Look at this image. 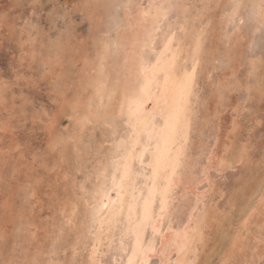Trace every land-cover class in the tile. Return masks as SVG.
Here are the masks:
<instances>
[{
	"label": "rangeland",
	"instance_id": "obj_1",
	"mask_svg": "<svg viewBox=\"0 0 264 264\" xmlns=\"http://www.w3.org/2000/svg\"><path fill=\"white\" fill-rule=\"evenodd\" d=\"M160 1L161 0H158L159 6L161 9L163 8V12H166L168 15L170 12L172 13H170L169 16L164 15L163 19L165 20L162 19L163 22H161L162 20L159 22V28L157 29L158 32L156 30L157 35H155L156 39L154 38L155 40H153L152 43L153 46H145L141 44L142 47H140L138 44L139 47H137L133 44H125L121 47V42L118 40L119 38L117 39L118 32L124 28H128L129 23L134 21L133 17H139L142 10H148L150 8L152 9L153 5H158L156 0H0V264H48L49 262L50 264H90L92 261L90 259L94 254L99 255V257L98 255H95L97 261L96 264H123V262L127 259L128 253L133 245L132 235L126 236L124 239L121 237L124 227L126 226V212H122V214H120L117 219V223L114 224L113 238L109 237L107 226L104 225L105 227H101V223L99 221L101 218L103 219L107 216L109 210V205L107 204L109 202L104 205V200H109V198H111L114 193H117L116 183L118 177L114 178L113 175L116 166L114 165L116 162L113 159L116 160L117 157L122 156L125 146H130L132 139L131 134L133 129L131 128V124L128 123V119L126 117L127 114L123 109L125 108L124 105L127 103L122 105V110L119 109L122 106H120L118 110L115 109V106L117 108L118 105L123 104L120 103V100H122L121 90H124V92L130 97L132 90H127V87L125 86L130 85L128 86V89H132L131 87H134L130 81V66L132 65H128L127 55L133 54L134 56L136 52L137 54H135V57H138L139 55L138 58H140L145 52L146 55H144L145 57L143 56V58L146 59L149 57L147 60H153V58L161 54L165 49V45H162L166 44L165 38L166 40L170 38V40H173L174 44L178 38L182 40L185 39L184 41H186L187 48L191 49L192 47L190 45L193 41L192 39H194V37L197 35L201 36L200 33L202 34L203 32V35L200 37L202 43V54H200L201 58L199 59L201 61L198 60L197 66L199 67H197V70L195 71V80L197 81H195L193 94L191 97V100L194 99L195 101H192V118L190 117L191 128L188 133V148L186 150L187 158H185L188 161L189 157H191V161L189 160L190 162H186V164L183 166L182 171L184 173V177L185 174L187 175L185 178H183L184 183L182 184L184 186L180 185L177 187L179 189H174L173 196L175 200L172 201V205L169 206L170 210H168V212L163 217L161 231H165L168 225L178 227L177 224L181 225L182 222H185L190 206L192 207L196 204L195 199L197 196L195 194H198L202 200L198 202V208L200 210L206 209V207L210 209L211 225L207 228L211 229L209 230L205 228L206 234L204 233V239L198 242L200 244V248H198L197 254L198 252L199 254L202 253V250L203 255L204 252H207V255L213 253L209 259L211 260L210 264H219L220 259L227 251V248H231V234L234 235V230L241 228L240 225H242L246 220L247 215L245 216L243 212L245 207L249 205L251 207H258L252 216L249 217L250 221H248V227H251V236L249 234V237L251 238L247 240L249 245L243 249L244 251L240 250L241 252L239 251L237 253L239 260H237V256H235L233 260H237L236 262H244V257L247 255V253H251V249L249 247L251 243V246L256 244V242L259 244V247L260 245H264L260 240L258 241L254 239L258 232L259 233L257 236H264V232H261L264 230V220H261L264 219V189L262 188L260 190V187H264V180H262L264 179V69H260L264 68V19H262L264 18V12H261L264 10V0H213L215 1L214 3H212V0H205L206 2L203 0H196L197 3L194 2L195 0H162L161 2L163 4L168 2L166 5H163ZM171 2L174 6H172ZM128 3L131 6L127 5ZM208 3L209 7L207 8L206 4ZM257 3H259V7L256 5ZM182 5L183 7L186 5V7L183 8ZM195 5L196 8H194ZM204 5L206 8L203 7ZM210 6L212 8L214 7L213 11L210 9ZM171 7L175 12L172 11ZM137 8L139 10L136 11ZM182 8L186 9L183 10ZM124 9L126 10V14ZM131 9L133 11H131ZM189 10L191 11L188 12ZM187 12L191 15L189 14L186 16ZM224 12L228 13L229 16ZM213 14H216V17ZM180 16L183 17V19L180 18ZM196 16L200 18L203 17L201 19L199 18L201 22L199 19L197 20ZM211 19L213 21H211ZM168 20L172 23L170 24ZM90 21L94 22L91 23ZM126 22L128 24H126ZM179 22L181 24L178 25ZM167 23L169 26H175L173 28L171 26L169 27L166 25ZM214 23H218L217 26ZM219 24L222 25L219 26ZM195 25H197L198 28ZM115 26L117 28H115ZM162 26H165V28H162ZM199 26L203 27L202 30H200L201 32H198L199 29H201ZM207 27L210 29H207ZM181 28L184 29L183 31L185 32H183ZM189 28L191 30H189ZM194 28L197 29L195 30ZM163 29L165 31H163ZM167 29L170 30L168 31ZM212 29L213 32L211 33ZM129 31L134 33V27H129ZM103 34L106 36H103ZM174 34L177 35L175 36ZM231 34H233V37ZM112 35H114L115 38H113L114 36ZM181 35L182 37L180 38L179 36ZM206 35L207 37H205ZM132 36L133 35H131V38H133ZM216 36L219 37V39ZM162 38L163 40L160 41ZM92 39L96 40L94 41ZM175 39L176 41L174 42ZM97 40L99 42H97ZM103 41L104 43H107L109 47L111 46V49L109 48L111 52H115L114 58H109V60H106V69L105 73L103 74V76L106 77H103V79L107 78L106 80H108L109 78L110 83H115L116 79L118 78L117 83H119V87L122 84L120 87V92H117L116 97L114 95L111 100L114 106H108V109L110 110H106L104 115V118L106 117V119L109 117V120L107 119L108 121H106V119L104 121L103 116L96 118L93 115H90V117L88 115L90 114L89 106H93V103L95 104V101L93 100L96 98L94 95V84L92 82L89 83L91 80L90 77H93L92 75L97 69L98 65L96 64L99 63L100 59L98 55V49L99 46L103 44ZM163 41L165 43H163ZM227 41H229V43ZM209 43L211 48L208 45ZM118 47H120V49ZM93 48H95V50ZM206 49H209V51ZM202 50H204L206 54ZM147 51L148 53H146ZM147 54L150 55L148 56ZM233 54L236 57H234ZM257 54L261 55V57ZM183 55L182 58L187 57L186 52H184ZM204 56L208 58L207 62L205 61ZM247 58L251 59L249 60ZM137 61L138 59L136 62ZM224 61L226 63H224ZM256 62L262 63L260 65L257 63L256 65ZM123 63L127 65L125 66ZM206 63H208V66ZM186 64L190 69H192L194 66L192 60H188ZM119 67L123 68L120 69ZM204 69L206 70L204 71ZM256 72L259 73V75H257ZM260 73L263 77L260 76ZM257 79L260 81V83L257 82ZM120 80L123 81L121 82ZM246 80L247 82H245ZM86 83H89L88 85L90 88ZM232 83L236 86H233ZM248 83L249 85H246ZM254 84H257L256 87ZM226 86L229 89H227ZM84 88H86V90ZM253 88L255 89L254 92ZM83 90H88V93H85ZM84 93L87 94L85 95L86 97L84 96ZM77 95H80V98L79 96L77 97ZM127 95L125 96L128 97ZM257 96L261 97L258 98ZM82 97H84L85 100L87 98V100H83L84 98ZM91 99L93 100L90 101ZM151 103L152 100L149 101V105ZM114 115L116 117H114ZM204 116L207 118L205 119ZM204 119L206 121H204ZM97 120H99V122ZM93 122L94 124H92ZM108 124L110 127H112L110 128ZM119 127H121V130ZM198 129L200 130V133ZM113 132L115 133L113 134ZM143 135L144 132L142 133L141 138H143ZM238 135L242 138L238 137ZM58 137L63 138L59 140ZM80 140L84 142L83 145L81 144L82 142H80ZM189 142L194 143L191 145ZM234 142H236L237 146H239H235L236 144ZM238 142L240 144L242 143V146L246 145L245 148H247V152H245L246 155L244 154V159L239 161L240 163L234 162L235 160L233 159V156H235L237 151L236 149H239L241 146ZM196 146L197 148L199 146V149H196ZM227 147L232 148H229L228 150ZM99 148L101 149L99 150ZM64 149L66 151L61 152V150ZM230 151L234 153V155L231 154ZM99 152L101 153L99 154ZM192 157L195 158L193 159ZM248 157L250 158L248 159ZM247 159L248 161L245 163V160ZM227 160H229V163H231L232 160L233 165L232 163L228 164ZM140 161L141 160L139 158H134L133 170L136 173L135 186L137 187V190H142L141 195H143L144 191L148 187L144 176L145 174H148V170L144 169L142 162ZM220 161H222V163ZM194 162L196 164H194ZM100 164L103 165L100 166ZM221 164H223V166ZM228 165L229 167H234L232 169L230 167L229 169ZM99 166L102 170H104L102 171ZM140 166L142 168H140ZM97 167H99L100 170H96ZM187 167L189 168L187 169ZM220 167L223 168L221 169ZM224 167L226 168L224 169ZM191 168H193V170H191ZM89 169H91V171H88ZM94 170H96V174L94 173ZM259 172H261L262 175L261 173L259 174ZM101 173H104V176ZM240 174H242L243 177L242 175L240 176ZM86 175H88V177H86ZM97 175L99 179L96 177ZM82 178H84V180ZM96 178L99 180V184L96 183V181L98 182ZM206 178H210V181ZM238 178L242 180L240 181ZM243 178L245 179V183ZM247 178L250 179L248 180ZM256 178H258L259 181ZM188 180H191V182ZM256 181L263 184H258V186ZM186 182L189 185H187ZM213 182L215 183V186L213 185ZM80 183L83 184L81 185ZM100 184H102V186ZM181 187H183V189ZM217 188L218 190H221L217 192ZM79 189H82L83 192L79 191ZM254 190H256V192H254ZM81 192L84 193L83 197L81 196ZM136 194L139 193L136 191ZM236 195L237 197L241 196L240 198H242V200L237 198ZM182 196H185L184 199ZM186 197L189 201L185 199ZM79 198L83 200V203ZM94 198L97 199L95 200ZM204 199L206 200V203ZM242 202H244V204ZM153 203L152 214L157 218V212L159 211L160 207L159 197L154 199ZM214 203L216 205H214ZM240 206L243 208L240 209ZM93 209L95 210L92 211ZM240 210L241 212H239ZM260 212L263 215H261ZM226 214L228 217H226ZM214 215L216 217H213ZM240 216L241 218L244 217V221L242 220L243 222H240L241 218H238ZM69 218L73 219L69 220ZM143 218H145L143 220L144 245L150 241L149 238L154 237L155 248H160L161 232H156L150 228L151 226L149 217L144 216ZM212 218H215V220ZM234 218L235 220L233 221ZM230 220L231 222H229ZM254 221L258 223H256V227ZM91 223L92 225H90ZM213 224L216 225L214 226ZM252 224L253 226H251ZM213 226L218 228V230ZM257 226L259 228H257ZM220 229L221 232L219 231ZM222 231L224 233H222ZM103 232L104 234H102ZM157 233L159 235H157ZM218 233L223 237L224 240L226 238L225 242L223 241L222 237L218 236ZM215 235L216 237H214ZM229 235L230 237H228ZM89 236L92 238L94 236V238L92 239ZM95 237L98 239H95ZM217 237L218 239L220 237L222 243H220L221 241L217 242ZM207 238L208 240L209 238L212 239V241L210 240L207 242ZM94 240L96 241L95 243ZM118 240L120 241L118 242ZM121 241L127 245L125 251L122 250V248L119 249ZM202 242L207 247L204 246ZM206 242L209 245H207ZM211 242L215 243L217 246L218 244H221V247L224 246V248L222 247L223 250L221 247V249L217 247L218 250L213 248L214 245ZM101 243L104 246H102ZM199 244H197V246ZM201 246L203 247L201 248ZM209 246L212 247L210 248ZM110 249L111 251H108ZM210 249L214 250L212 251ZM216 250L220 253H218ZM214 251L217 253V255L214 253ZM221 251L224 253H221ZM93 252L95 253L93 254ZM199 254V258L195 264H201L200 262L205 263L206 260H208V258H206L207 255H204L206 257H203L202 254ZM113 258L116 261H112ZM240 258H243V260L241 261ZM260 263L264 264V258ZM149 264H160L159 256H153Z\"/></svg>",
	"mask_w": 264,
	"mask_h": 264
},
{
	"label": "bare ground",
	"instance_id": "obj_2",
	"mask_svg": "<svg viewBox=\"0 0 264 264\" xmlns=\"http://www.w3.org/2000/svg\"><path fill=\"white\" fill-rule=\"evenodd\" d=\"M126 1V0H125ZM128 1V0H127ZM162 1V0H161ZM160 1V2H161ZM166 1V0H165ZM172 1V0H171ZM176 1V0H175ZM186 1V0H185ZM203 1H205V0H203ZM213 1V0H212ZM216 1V0H215ZM215 1H213L212 3H214ZM221 1V0H220ZM219 1V2H220ZM242 1V0H241ZM252 1V0H251ZM132 2V1H131ZM156 2H158V0H156ZM155 2V3H156ZM164 2V1H163ZM190 2V1H189ZM191 2H193V1H191ZM194 2H196L197 3V1L195 0ZM206 2V1H205ZM211 2V1H210ZM209 2V3H210ZM250 2V1H249ZM162 3V2H161ZM160 3V4H161ZM195 3V4H196ZM209 3L208 4H206L207 6V8L209 7L208 5H209ZM241 3V2H240ZM256 3V2H255ZM148 4V3H147ZM151 4V3H150ZM158 5H153V8L151 9L150 7H148V8H150V9H148V10H142L141 12H140V16L139 17H137V18H135V17H133V19H134V21H129V22H131V23H129V26H128V28H124V29H122L121 31H119L118 32V36H117V39L121 42V47L122 46H124L125 44H127V45H129V44H133V45H135V46H137V47H142L141 46V44H143V45H145V46H151L152 45V43H153V40H155L156 39V37H155V35H157L156 34V30L159 28V22L163 19V16L165 15V16H169L170 15V13H172V12H168L169 13V15L168 14H166V12H163L164 10H162L161 8H160V6H159V2L157 3ZM163 4V3H162ZM166 4H168V2L167 3H165V4H163V5H166ZM171 4H172V2H171ZM176 4V3H175ZM189 4V3H188ZM191 4H193V3H191ZM259 3H257L256 5H258ZM264 4V3H263ZM127 5H129V6H131L129 3L127 4ZM127 5H126V7H127ZM146 5V4H145ZM211 5V4H210ZM214 5H216V4H214ZM235 5V4H234ZM238 5V4H237ZM147 6V5H146ZM172 6H174L173 4H172ZM180 6V5H179ZM188 6V5H187ZM191 6V5H190ZM193 6V5H192ZM138 7V6H137ZM162 7V6H161ZM182 7H183V5H182ZM184 7H186V5L184 6ZM183 7V8H184ZM203 7H205V5L203 6ZM205 7V8H206ZM211 7V6H210ZM257 7V6H256ZM258 7H259V5H258ZM167 8H169V7H167ZM176 8H177V6H176ZM182 8V9H183ZM191 8V7H190ZM193 8V7H192ZM194 8H196V5H195V7ZM193 8V9H194ZM202 8V7H201ZM200 8V9H201ZM205 8H204V11H205ZM214 8V7H213ZM213 8L211 7L210 9L213 11ZM260 8H262V7H260ZM130 9V8H129ZM128 9V10H129ZM144 9V8H143ZM171 9H172V11H174V9L171 7ZM179 9V8H178ZM181 9V8H180ZM186 9V8H185ZM185 9H183V10H185ZM125 10V9H124ZM127 10V11H128ZM137 10H139L138 8L136 9V11ZM202 10V9H201ZM261 10V9H260ZM263 10V9H262ZM131 11H133L132 9H131ZM136 11H134V12H136ZM167 11V10H166ZM182 11V10H181ZM191 10H189L188 12H190ZM207 11V10H206ZM86 12V11H85ZM175 12V11H174ZM177 12V11H176ZM188 12H187V15L186 16H188L189 14H188ZM198 12V11H197ZM201 12V11H200ZM223 12V11H222ZM259 12V11H258ZM262 13L264 12V10L263 11H261ZM260 12V13H261ZM123 13V12H122ZM165 13V14H164ZM207 13V12H206ZM224 13H226V12H224ZM223 13V14H224ZM124 14V13H123ZM125 14H126V10H125ZM128 14V13H127ZM131 14V13H130ZM178 14V13H177ZM136 15V14H135ZM179 15V14H178ZM177 15V16H178ZM191 15V14H190ZM202 15H203V13H202ZM202 15H200V16H202ZM211 15H212V13H211ZM214 15V14H213ZM216 15V14H215ZM214 15V16H215ZM226 15H228V13H226ZM127 16V15H126ZM197 16H198V14H197ZM196 16V17H197ZM204 16V15H203ZM229 16V15H228ZM261 16V15H260ZM263 16V15H262ZM124 17V16H123ZM176 17V16H175ZM208 17V16H207ZM206 17V18H207ZM216 17V16H215ZM259 17V16H258ZM99 18V17H98ZM166 18V17H165ZM180 18H182L183 19V17H181L180 16ZM200 17H197V20L199 19ZM201 18H203V17H201ZM200 18V19H201ZM209 18V17H208ZM220 18V17H219ZM222 18V17H221ZM227 18V17H226ZM237 18V17H236ZM168 19V18H167ZM174 19H176V18H174ZM200 19H199V21H200ZM213 19V18H212ZM211 19V21H213ZM229 19H230V17H229ZM228 19V20H229ZM260 19V18H259ZM262 19H264V18H262ZM93 20V19H92ZM163 20H165V19H163ZM163 20L161 21V22H163ZM171 20H173V19H171ZM189 20V19H188ZM204 20V19H203ZM224 20V19H223ZM227 20V21H228ZM126 21V20H125ZM175 21H177V20H175ZM195 21V20H194ZM198 21V22H199ZM91 23L92 22H94V21H90ZM168 22H169V20H168ZM184 22V21H183ZM201 22V21H200ZM200 22H199V24H200ZM204 22V21H203ZM202 22V23H203ZM210 22V21H209ZM217 22V21H216ZM170 24L172 23V22H169ZM188 23V22H187ZM194 23V22H193ZM197 23V22H196ZM224 23H225V21H224ZM223 23V24H224ZM126 24H128L127 22H126ZM175 24V23H174ZM179 24H181L180 22L178 23V25ZM198 24V25H199ZM210 24V23H209ZM215 24V23H214ZM218 24V23H217ZM217 24H215L216 26H217ZM226 24V23H225ZM224 24V25H225ZM235 24V23H234ZM264 24V23H263ZM163 25V24H162ZM166 25H168L169 26V24L167 23ZM184 25H187V24H184ZM222 25V24H221ZM220 24H219V26H221ZM92 26V25H91ZM117 26V25H116ZM115 26V28H117ZM119 26V25H118ZM171 26V25H170ZM169 26V27H170ZM175 26V25H174ZM174 26H171L172 28L174 27ZM192 26H193V24H192ZM195 26H197V25H195ZM205 26V25H204ZM206 26H207V24H206ZM205 26V27H206ZM213 26V25H212ZM96 27V26H95ZM129 27L131 28V27H134V29H135V32L134 33H131L130 31H129ZM167 27V26H166ZM181 27H182V25H181ZM184 27V26H183ZM194 27V26H193ZM201 29H199V31L198 32H201L200 30H202V28L203 27H201V26H199ZM209 27V26H208ZM207 27V29H210V28H208ZM214 27V26H213ZM227 27V26H226ZM121 28V27H120ZM162 28H165V26L163 27L162 26ZM197 28H198V26H197ZM196 28V29H197ZM219 28V27H218ZM236 28V27H235ZM171 29V28H170ZM169 29V30H170ZM186 29V28H185ZM195 29V28H194ZM195 29V30H196ZM205 29V28H204ZM234 29V28H233ZM251 29V28H250ZM93 30V29H92ZM168 30V29H167ZM168 30V31H169ZM181 30L183 31L184 29H182L181 28ZM189 30H191L190 28H189ZM206 30V29H205ZM215 30V29H214ZM217 30V29H216ZM105 31V30H104ZM108 31V30H107ZM106 31V32H107ZM163 31H165L164 29H163ZM167 31V32H168ZM173 31V30H172ZM177 31H178V28H177ZM180 31V30H179ZM186 31H187V29H186ZM193 31V30H192ZM204 31V30H203ZM202 31V32H203ZM218 31H219V29H218ZM254 31V30H253ZM95 32V31H94ZM109 32V31H108ZM107 32V33H108ZM116 32V31H115ZM157 32H158V30H157ZM159 32H160V30H159ZM183 32H185V31H183ZM188 32V31H187ZM186 32V33H187ZM197 32V31H196ZM207 32H208V30H207ZM213 32V29H212V31H211V33ZM230 32H232V31H230ZM243 32V31H242ZM255 32V31H254ZM97 33V32H96ZM172 33V32H171ZM175 33H177V32H175ZM180 33H181V31H180ZM180 33H179V35H180ZM189 33H190V31H189ZM192 33V32H191ZM204 33V32H203ZM203 33L201 34L200 33V35L202 36L203 35ZM206 33V32H205ZM240 33V32H239ZM92 34H93V32H92ZM92 34H91V36H92ZM116 34V33H115ZM161 34V33H160ZM163 34V33H162ZM165 34V33H164ZM167 34V33H166ZM188 34V33H187ZM207 34V33H206ZM210 34V33H209ZM208 34V35H209ZM216 34V33H215ZM218 34V33H217ZM102 35V34H101ZM105 34H103V36H104ZM131 35H133L132 37L133 38H131ZM171 35V34H170ZM175 36L177 35V34H174ZM189 35V34H188ZM188 35H187V37H188ZM242 35V34H241ZM95 36V35H94ZM106 36V35H105ZM112 36H114V35H112ZM165 36H167V35H165ZM186 36V35H185ZM190 36V35H189ZM192 36V35H191ZM194 36V35H193ZM201 36H199V35H197L196 37H194V39H192L193 41H192V43H191V49H189V48H187V45H186V41H184L185 39H177V41H176V39L174 40V42H175V44L173 43V40H170V38H168L167 40H166V38H165V41H166V44H162V45H165V49L162 51V53L161 54H159V55H157L155 58H153V60H147V58H149V57H147L146 59H144L143 58V56L144 55H146L145 54V52H144V55L142 56V57H140V58H138L139 57V55H138V57H135L136 55L135 54H137L136 52H135V54H134V56H133V54H130V55H127V57H128V60H127V63H128V65H132V66H130V68H131V70H130V72H131V78H130V81L132 82V86L134 85V87H131L132 89H128V86H130V85H128V86H125V85H127V84H125L124 86L125 87H127V90H132V93H131V95H130V97H129V95H127L125 92H124V90L122 91L121 90V94H122V100H120V103H123V104H120V105H118L117 106V108H116V106H115V109H117L118 110V108L120 107V106H122V105H124V103H127V104H125L124 106H125V108H123V106L121 107V108H119V109H121L122 110V108L125 110V112H126V117H127V119H128V123H130L131 124V128L133 129V132H132V139H131V142H130V146H128V147H126L125 146V148H124V152H123V154H122V156L121 157H117V159L115 160V159H113L115 162H116V164H114V165H116L115 166V172H114V178L115 177H118V179H117V193H114V195L113 196H111V198H109V200H104V205L107 203V202H109V203H107L108 205H109V210H108V214H107V216L105 217V218H101L100 219V226L102 227V226H104V225H106L107 226V230H108V235H109V237H111V238H113V233H114V224H116L117 223V219H118V217L120 216V214H122V212H126V218L125 219H127V221H126V226L124 227V231H123V233H122V235H121V237L124 239V237H126V236H131L132 235V243H133V245H132V247H131V249H130V251H129V253H128V256H127V259L123 262V264H149L150 263V260H151V258L153 257V256H155V255H158L159 256V258H160V264H195V262L198 260V258H199V256H198V254H199V252H198V254H197V251H198V248H200V244L198 243V242H200L201 240H203L204 239V233H205V228H207L208 226L210 227V225H211V212H210V209L209 208H207L206 207V209H203V210H200L199 208H198V202L201 200V198L199 197V195L198 194H195L196 196H194V197H196V199H195V201H196V204L194 205V206H190V208H189V211H188V213H187V219H186V221L185 222H182V220H181V222H182V224L181 225H179V224H177L178 225V227H174V226H172V225H168L167 226V228H166V230L165 231H161V225H162V223H163V217H164V215L168 212V210H170L169 209V206L170 205H172V201L173 200H175L174 199V196H173V193H174V189L175 188H177V187H179L180 185H182V186H184L182 183H184L183 182V178H185L187 175L185 174V177H184V173H183V166H184V164H186V162H188L189 160H190V158L191 157H189V160L187 161L185 158H187V152H186V150H187V148H188V139H189V135H188V133H189V130H190V128H191V119H190V117L192 118V116H191V113H192V107H193V105H192V101L194 100H191V97H192V94H193V89H194V84H195V81H197V80H195V71L197 70L196 68L197 67H199V66H197V64H198V60H200L199 58H201V55L200 54H202L201 53V47H202V43H201ZM222 36V35H221ZM220 36V37H221ZM229 36H230V34H229ZM231 36L233 37V34H231ZM236 36V35H235ZM238 36V35H237ZM252 36H253V32H252ZM93 37V36H92ZM97 37V36H96ZM109 37V36H108ZM168 37H170V36H168ZM180 38L182 37V35L181 36H179ZM205 37H207V35L205 36ZM217 37V36H216ZM231 37V38H232ZM98 38H99V36H98ZM101 38V37H100ZM113 38H115V36L113 37ZM155 38V39H154ZM164 38V37H163ZM163 38L160 40V41H162L163 40ZM175 38V37H174ZM173 38V39H174ZM190 38V37H189ZM193 38V37H192ZM204 38V37H203ZM209 38V37H208ZM207 38V39H208ZM214 38V37H213ZM218 39H219V37H217ZM229 38V37H228ZM243 38H244V36H243ZM254 38V37H253ZM252 38V39H253ZM101 39H103V38H101ZM104 39H105V37H104ZM172 39V38H171ZM186 39H188V38H186ZM191 39V38H190ZM189 39V40H190ZM215 39V38H214ZM237 39H239V38H237ZM242 39V38H241ZM250 39V38H249ZM251 39V40H252ZM92 40H94V39H92ZM96 40V39H95ZM94 40V41H95ZM107 40H109V39H107ZM113 40V39H112ZM111 40V41H112ZM115 40V39H114ZM205 40V39H204ZM226 40V39H225ZM233 40V39H232ZM240 40V39H239ZM188 41V40H187ZM219 41V40H218ZM220 41H222V40H220ZM230 41H231V39H230ZM236 41V40H235ZM243 41V40H242ZM97 42H99L98 40H97ZM115 42H116V40H115ZM118 42V41H117ZM209 42H211V41H209ZM225 42V41H224ZM228 43H229V41H227ZM232 42V41H231ZM240 42V41H239ZM248 42V41H247ZM103 43V44H102ZM101 44L102 45H100L99 46V49H98V55H99V57H100V59H99V63L98 64H96V65H98L97 66V69H96V71L94 72V74L92 75L93 77H90L91 78V80H90V82L89 83H93L94 85V91H95V93H94V95L96 96V98L94 97V95H93V97L95 98L94 100L93 99H91L90 101H95V104L93 103V106H89V110H90V114H88L89 115V117H90V115L92 116H94V117H99V116H103V120L105 121V119H106V117L104 118V115H105V113H106V110H110V109H108V106H111V105H113L112 104V98L114 97V95H115V97H116V93L117 92H120V87L122 86V84L120 85V87H119V83H117L118 81V78L116 79V82L115 83H110V81H109V78H108V80H106L107 78H105V79H103V77H106V76H103V74L105 73V69H106V60H109V58L111 59V58H114V54H115V52H111V46L109 47V45L107 44V43H104V41L102 42ZM114 43V42H113ZM163 43H165L164 41H163ZM218 43V42H217ZM235 43V42H234ZM237 43H238V40H237ZM242 43V42H241ZM249 43V42H248ZM99 44V43H98ZM116 44V43H115ZM138 44H139V46H138ZM157 44V43H156ZM188 44V43H187ZM226 44V43H225ZM233 44V43H232ZM236 44V43H235ZM250 44H252V43H250ZM92 45H93V43H92ZM158 45V44H157ZM156 45V46H157ZM209 46H210V43L208 44ZM224 45V44H223ZM95 46H96V44H95ZM114 46V45H113ZM153 46V45H152ZM218 46V45H217ZM225 46V45H224ZM233 46V45H232ZM235 46V45H234ZM97 47V46H96ZM130 47V46H129ZM221 47H223V46H221ZM230 47H231V45H230ZM91 48H92V46H91ZM110 48V49H109ZM119 49H120V47H118ZM131 48V47H130ZM136 48V47H135ZM208 48V47H207ZM210 48H211V46H210ZM220 48V47H219ZM226 48V47H225ZM234 48H236V47H234ZM234 48H233V50H234ZM242 48V47H241ZM247 48V47H246ZM60 49H62V48H60ZM90 49V48H89ZM94 50H95V48H93ZM160 49H162V48H160ZM214 49V48H213ZM248 49V48H247ZM116 50H117V47H116ZM148 50V49H147ZM207 50V49H206ZM227 50V49H226ZM237 50H239V49H237ZM250 50V49H249ZM137 51V50H136ZM149 51V50H148ZM148 51L146 52V53H148ZM188 51V52H187ZM203 52H204V50H202ZM207 51H209V49L207 50ZM223 51V50H222ZM232 51V50H231ZM89 52V51H88ZM159 52V51H158ZM184 52H186L187 53V57H183L182 58V55L184 54ZM212 52H213V50H212ZM216 52V51H215ZM226 52V51H225ZM228 52V51H227ZM234 52V51H233ZM247 52V51H246ZM116 53H117V51H116ZM152 53V52H151ZM160 53V52H159ZM205 53V52H204ZM224 53V52H223ZM157 54V53H156ZM206 54V53H205ZM204 54V55H205ZM222 54V53H221ZM226 54V53H225ZM96 55H97V53H96ZM141 55V54H140ZM148 56L150 55V54H147ZM209 55H210V53H209ZM258 56H260L261 57V55H259V54H257ZM155 56V55H154ZM184 56V55H183ZM203 56V55H202ZM211 56V55H210ZM221 56V55H220ZM226 56V55H225ZM233 56L234 57H236L234 54H233ZM125 57V56H124ZM145 57V56H144ZM207 57H208V55H207ZM234 57H233V60H234ZM246 57V56H245ZM250 57V56H249ZM259 57V58H260ZM263 57V56H262ZM87 58V57H86ZM150 58H151V56H150ZM185 58H186V61H185ZM203 58V57H202ZM204 58H205V61L207 62V59L208 58H206L205 56H204ZM230 58H232V57H230ZM252 58V57H251ZM250 58V59H251ZM264 58V57H263ZM94 59H95V57H94ZM138 59V61L136 62V60ZM240 59V58H239ZM241 59H242V57H241ZM246 59V58H245ZM247 59H249V58H247ZM249 59V60H250ZM89 60H91V59H89ZM98 60V59H97ZM122 60V59H121ZM126 60V59H125ZM184 60V61H183ZM190 61V60H192L193 61V63H194V66L192 67V69H190L188 66H187V64H186V62L187 61ZM203 60V59H202ZM264 60V59H263ZM84 61V60H83ZM92 61V60H91ZM96 61V60H95ZM201 61V60H200ZM205 61H204V63H205ZM261 61V60H260ZM112 62H113V60H112ZM203 62V61H202ZM201 62V63H202ZM255 62V61H254ZM263 62V61H262ZM262 62H256V65H257V63H258V65H260ZM84 63H85V61H84ZM91 63V62H90ZM115 63V62H114ZM122 63V62H121ZM188 63H190V62H188ZM200 63V62H199ZM209 63V62H208ZM208 63H206V65L208 64ZM224 63H226L225 61H224ZM231 63V62H230ZM229 63V64H230ZM233 63H235V62H233ZM110 64V63H109ZM116 64V63H115ZM124 64V63H123ZM249 64V63H248ZM252 64V63H251ZM111 65V64H110ZM125 65V64H124ZM127 65V64H126ZM125 65V66H126ZM191 65V64H190ZM189 65V66H190ZM202 65V64H201ZM209 65H210V63H209ZM215 65V64H214ZM109 66V65H108ZM120 66V65H119ZM121 66H122V64H121ZM120 66V67H121ZM208 66V65H207ZM206 66V67H207ZM216 66V65H215ZM253 66V65H252ZM119 67V68H120ZM204 67H205V65H204ZM218 67V66H217ZM262 67V66H261ZM96 68V67H95ZM114 68V67H113ZM118 68V69H119ZM123 68V67H122ZM122 68H120V69H122ZM202 68V67H201ZM250 68H251V65H250ZM253 68V67H252ZM210 69V68H209ZM254 69V68H253ZM256 69V68H255ZM259 69V68H258ZM261 70L262 69H264V68H260ZM127 70V69H126ZM125 70V71H126ZM202 70H203V68H202ZM206 69H204V71H205ZM251 70V69H250ZM92 71V70H91ZM121 71V70H120ZM257 71V70H256ZM118 72V71H117ZM122 72V71H121ZM120 72V73H121ZM207 72V71H206ZM211 72V71H210ZM209 72V73H210ZM252 72V71H251ZM250 72V73H251ZM260 72V71H259ZM263 72V71H262ZM92 73H93V71H92ZM91 73V74H92ZM126 73H127V71H126ZM129 73V72H128ZM205 73V72H204ZM257 73V72H256ZM113 74V73H112ZM117 74V73H116ZM255 74V73H254ZM264 74V73H263ZM85 75V74H84ZM109 75V74H108ZM129 75V74H128ZM127 75V76H128ZM249 75V74H248ZM256 75V74H255ZM257 75H259V73H257ZM256 75V76H257ZM88 76V75H87ZM86 76V77H87ZM114 76H115V74H114ZM204 76V75H203ZM251 76H252V74H251ZM260 76H261V73H260ZM109 77V76H108ZM121 77V76H120ZM255 77V76H254ZM261 77H263V76H261ZM115 78H116V76H115ZM114 78V79H115ZM122 78H123V76H122ZM246 78V77H245ZM247 78H248V76H247ZM251 78H253V77H251ZM84 79V78H83ZM121 79V78H120ZM128 79V78H127ZM249 79V78H248ZM264 79V78H263ZM262 79V80H263ZM86 80V79H85ZM126 80V79H125ZM137 80H138V83H137ZM254 80H256V79H254ZM89 81V80H88ZM121 82L123 81V80H120ZM129 81V82H130ZM250 81V80H249ZM87 82V81H86ZM234 82V81H233ZM245 82H247V80L245 81ZM255 82V81H254ZM253 82V83H254ZM257 82L258 83H260V81L257 79ZM88 83V84H89ZM128 83V82H127ZM197 83V82H196ZM250 83H251V81H250ZM252 83V84H253ZM87 84V83H86ZM87 84V85H88ZM131 84V83H130ZM216 84H218V83H216ZM235 84L237 85V83L235 82ZM234 84V85H235ZM239 84V83H238ZM242 84V83H241ZM87 85H86V87H87ZM225 85V84H224ZM232 85H233V83H232ZM233 85V86H234ZM235 85V86H236ZM246 85H249V83L248 84H246ZM251 85V84H250ZM255 85V87H256V85L257 84H254ZM89 86V85H88ZM223 86V85H222ZM243 86V85H242ZM253 86V85H252ZM82 87V86H81ZM197 87V86H196ZM227 87V86H226ZM241 87V86H240ZM246 87V86H245ZM248 87V86H247ZM254 87V88H255ZM89 88H90V86H89ZM198 88V87H197ZM249 88V87H248ZM253 88V92H254V90L256 89H254ZM257 88H258V86H257ZM85 90H86V88H84ZM122 89H123V87H122ZM196 89V88H195ZM218 89V88H217ZM216 89V90H217ZM227 89H229L228 87H227ZM260 89V88H259ZM258 89V90H259ZM85 90H83V91H85ZM90 90V89H89ZM221 90V89H220ZM247 90H250V89H247ZM88 91V90H87ZM87 91H85V93L87 92ZM260 91V90H259ZM259 91H258V93H259ZM92 92V91H91ZM220 92V91H219ZM251 92V91H250ZM256 92V91H255ZM264 92V91H263ZM83 93V92H82ZM84 93V96L85 95H87V94H85ZM88 93V92H87ZM127 93H129V92H127ZM78 94V93H77ZM93 94V93H92ZM222 94H223V90H222ZM80 95H82V94H80ZM80 95H77V97L79 96V98H80ZM89 95V94H88ZM119 95H120V93H119ZM125 95H127L128 97H126ZM225 95V94H224ZM91 96V95H90ZM89 96V97H90ZM222 96V95H221ZM250 96V95H249ZM255 96V95H254ZM76 97V98H77ZM86 97V96H85ZM220 97V96H219ZM258 97V96H257ZM259 97H261V96H259ZM258 97V98H259ZM82 98H84V97H82ZM90 98H92V97H90ZM89 98V99H90ZM105 98H106V100H105ZM223 98V97H222ZM75 99V98H74ZM73 99V100H74ZM88 99V100H89ZM219 99V98H218ZM83 100H85V98L83 99ZM86 100H87V98H86ZM85 100V101H86ZM104 100H105V102H104ZM152 100V103L149 105V101H151ZM77 101V100H76ZM75 101V102H76ZM126 101V102H125ZM195 101V100H194ZM115 102V101H114ZM113 102V103H114ZM118 102V101H117ZM92 103H91V105H92ZM90 105V104H89ZM194 105H195V103H194ZM114 106V105H113ZM91 107V108H90ZM112 107V106H111ZM110 108V107H109ZM197 109V108H196ZM217 109V108H216ZM110 112V111H109ZM112 112V111H111ZM117 112V111H116ZM195 112V111H194ZM193 112V113H194ZM87 113V112H86ZM83 114H84V112H83ZM109 114H111V113H109ZM124 115H125V113H124ZM205 115H207V114H205ZM85 116H87V115H85ZM112 116V115H111ZM195 116H197V115H195ZM88 117V116H87ZM93 117V118H94ZM113 117V116H112ZM114 117H116L115 115H114ZM197 117H199V116H197ZM202 117V116H201ZM109 118V117H108ZM107 118V119H108ZM194 118V117H193ZM204 118H205V116H204ZM207 118V117H206ZM205 118V119H206ZM106 119V121H108ZM116 119V118H115ZM196 119V118H195ZM204 119V121H206ZM211 119V118H210ZM236 119V118H235ZM86 120V119H85ZM84 120V121H85ZM87 120H88V118H87ZM91 120V119H90ZM113 120V119H112ZM201 120V119H200ZM93 121V120H92ZM91 121V122H92ZM98 122H99V120H97ZM110 121H111V118H110ZM197 121V120H196ZM210 121V120H209ZM77 122V121H76ZM211 122V121H210ZM87 123H89V122H87ZM108 123V122H107ZM106 123V124H107ZM78 124H80V123H78ZM82 124V123H81ZM92 124H94V122L92 123ZM119 125V124H118ZM117 125V126H118ZM129 125V124H128ZM202 125V124H201ZM210 125V124H209ZM238 125V124H237ZM96 126V125H95ZM102 126V125H101ZM108 126H109V124H108ZM197 126V125H196ZM235 126H236V124H235ZM85 127V126H84ZM110 127V126H109ZM112 127V126H111ZM110 127V128H111ZM116 127V126H115ZM124 127V126H123ZM73 128V127H72ZM121 127H119V129H120ZM125 128V127H124ZM213 128V127H212ZM81 129V128H80ZM83 129V128H82ZM91 129H93V128H91ZM121 130V129H120ZM199 130V129H198ZM202 130V129H201ZM233 130H234V128H233ZM73 131V130H72ZM113 131V130H112ZM128 131H129V129H128ZM131 131V130H130ZM120 132V131H119ZM144 132V135H143V138H141V135H142V133ZM81 133H82V131H81ZM115 132H113V134H114ZM129 133V132H128ZM192 133V132H191ZM199 133H200V130H199ZM202 133V132H201ZM85 134V133H84ZM83 134V135H84ZM122 134V133H121ZM237 134V133H236ZM62 135V134H61ZM60 135V136H61ZM241 135V134H240ZM125 136V135H124ZM238 137H241V136H239L238 135ZM237 137V138H238ZM244 137V136H243ZM59 138V137H58ZM61 138H63V137H61ZM61 138H59V140L61 139ZM83 138V137H82ZM129 138H130V136H129ZM235 138V137H234ZM242 138V137H241ZM249 138V137H248ZM247 138V139H248ZM108 139V138H107ZM238 139H240V138H238ZM54 140H56V139H54ZM58 140V139H57ZM193 140V139H192ZM191 140V141H192ZM200 140V139H199ZM249 140V139H248ZM231 141V140H230ZM233 141V140H232ZM239 141V140H238ZM250 141V140H249ZM248 141V142H249ZM54 142V141H53ZM52 142V143H53ZM56 142V141H55ZM63 142V141H62ZM72 142V141H71ZM80 142H82L81 140H80ZM79 142V143H80ZM73 143V142H72ZM83 143L84 142H82L81 144L83 145ZM102 143V142H101ZM190 143V142H189ZM194 143V142H193ZM193 143H190L191 145L193 144ZM235 144V146H237V143L236 142H234ZM239 143V142H238ZM244 143H245V141H244ZM56 144H57V142H56ZM80 144V145H81ZM103 144V143H102ZM196 144V143H195ZM199 144V143H198ZM240 144V143H239ZM247 144V143H246ZM55 145V144H54ZM58 145V144H57ZM81 145V146H82ZM231 145H232V143H231ZM230 145V146H231ZM241 146L239 147V149H236L237 151H236V153H235V156H233V159L235 160L234 162H239V161H241L242 159H244V154H245V152H247L246 150H247V148H245V146H242V143L240 144ZM244 145V144H243ZM251 145V144H250ZM86 146V145H85ZM89 146V145H88ZM239 146V145H238ZM237 146V147H238ZM67 147V146H66ZM192 147V146H191ZM236 147V148H237ZM193 148H194V146H193ZM192 148V149H193ZM201 148V147H200ZM228 148V147H227ZM229 148H232V147H229ZM229 148H228V150H229ZM250 148V147H249ZM101 148H99V150H100ZM109 149V148H108ZM195 149V148H194ZM194 149H193V151H194ZM196 149H199V146H198V148H197V146H196ZM231 150V149H230ZM63 151H66L65 149L64 150H61V152H63ZM75 151V150H74ZM82 151V150H81ZM98 151V150H97ZM192 151V152H193ZM200 151V150H199ZM60 152V151H59ZM105 152V151H104ZM191 152V151H190ZM195 152V151H194ZM231 152V151H230ZM65 153V152H64ZM67 153V152H66ZM69 153V152H68ZM101 152H99V154H100ZM103 153V152H102ZM111 153V152H110ZM198 153V152H197ZM251 153V152H250ZM62 154V153H61ZM231 154H233L234 155V153H232L231 152ZM64 155V154H63ZM67 155V154H66ZM69 155H70V153H69ZM112 155H114V154H112ZM226 155V154H225ZM246 155V154H245ZM60 156H62V155H60ZM96 156V155H95ZM108 156V155H107ZM210 156V155H209ZM247 156H248V153H247ZM66 157V156H65ZM71 157H72V155H71ZM94 157V156H93ZM135 157H137V158H139L141 161L140 162H142V165H143V167H144V169L145 170H148V174H145L144 176H145V179H146V184H147V189L144 191V193H143V195H141V193H142V190H137V187L135 186V172H134V170H133V161H134V158ZM223 157V156H222ZM225 157V156H224ZM226 157H227V155H226ZM193 158V157H192ZM195 158V157H194ZM193 158V159H194ZM246 158V157H245ZM250 157H248V159H249ZM65 159V158H64ZM68 159V158H67ZM70 159V158H69ZM95 159H96V157H95ZM248 159L247 160H245V163H246V161H248ZM98 160V159H97ZM186 160V161H185ZM197 160V159H196ZM220 160H221V158H220ZM96 161V160H95ZM191 161V160H190ZM189 161V162H190ZM192 161H195V160H192ZM211 161V160H210ZM223 161V160H222ZM222 161H220L221 163H222ZM197 162V161H196ZM212 162V161H211ZM227 162H228V164H231L232 163V160H231V163H229V160H227ZM98 163H99V161H98ZM193 163V162H192ZM240 163V162H239ZM244 163V162H243ZM188 164V163H187ZM194 164H196L195 162H194ZM103 164H100V166H102ZM105 165V164H104ZM222 166H223V164H221ZM232 165H233V163H232ZM245 165V164H244ZM95 166V165H94ZM99 166V167H100ZM187 166V165H186ZM218 166V165H217ZM236 166V165H235ZM99 167H97V169L96 170H100L101 169V167H100V169H99ZM227 167V166H226ZM226 167H224V169L226 168ZM228 167H229V165H228ZM231 167V169L234 167H232V166H230ZM230 167H229V169H230ZM236 167H238V166H236ZM91 168V167H90ZM103 168V167H102ZM140 168H142L141 166H140ZM185 168V167H184ZM189 167H187V169H188ZM204 168V167H203ZM221 169L223 168V167H220ZM250 168V167H249ZM93 169V168H92ZM143 169V170H144ZM208 169V168H207ZM235 169V168H234ZM253 169V168H252ZM87 170V169H86ZM96 170H94L95 172V174H96ZM102 170V169H101ZM104 170V169H103ZM102 170V171H103ZM142 170V171H143ZM185 170V169H184ZM191 170H193V168H191ZM262 170V169H261ZM88 171H91V169H89ZM101 171V172H102ZM188 171V170H187ZM206 171V170H205ZM250 171V170H249ZM254 171V170H253ZM98 172V171H97ZM144 172H146V171H144ZM143 172V173H144ZM185 172V171H184ZM190 172V171H189ZM193 172V171H192ZM264 172V171H263ZM100 173V172H99ZM186 173V172H185ZM251 173H253V172H251ZM261 172H259V174H260ZM101 174H103V176H104V173H101ZM193 174V173H192ZM91 175V174H90ZM190 175V174H189ZM242 174H240V176H241ZM261 175H262V173H261ZM143 176V175H142ZM190 176H192V175H190ZM195 176H196V174H195ZM250 176V175H249ZM258 176V175H257ZM85 177V176H84ZM86 177H88V175H86ZM98 179H99V177H98V175L96 176ZM112 177V176H111ZM242 177H243V175H242ZM90 178V177H89ZM96 178V179H97ZM103 178V177H102ZM194 178H196V177H194ZM193 178V179H194ZM263 178H264V176H263ZM83 180H84V178H82ZM87 179V178H86ZM97 179V180H98ZM101 179V178H100ZM104 179V178H103ZM207 180H209L210 181V178H206ZM239 179V178H238ZM244 179V178H243ZM248 179V178H247ZM250 179V178H249ZM248 179V180H249ZM252 179V178H251ZM255 179V178H254ZM257 180H258V178H256ZM259 179H260V177H259ZM261 179H262V177H261ZM82 180V181H83ZM111 180H113V179H111ZM196 180V179H195ZM194 180V181H195ZM213 180V179H212ZM240 180V179H239ZM238 180V181H239ZM242 180V179H241ZM240 180V181H241ZM262 180H264V179H262ZM102 181H104V180H102ZM188 181H190L191 182V180H188ZM187 181V182H188ZM244 181V183H245V179L243 180ZM255 181V180H254ZM259 181V180H258ZM258 181H256L257 182V185L259 184V185H262L263 183H258ZM261 181V180H260ZM187 182H186V184H187ZM189 182V183H190ZM196 182V181H195ZM198 182V181H197ZM202 182V181H201ZM247 182V181H246ZM249 182V181H248ZM252 182H253V180H252ZM92 183H93V181H92ZM96 183H100L99 182V180H98V182L96 181ZM109 183V182H108ZM111 183V182H110ZM143 183V182H142ZM199 183V182H198ZM212 183V182H211ZM210 183V184H211ZM214 183V182H213ZM241 183V182H240ZM81 184V183H80ZM83 184V183H82ZM81 184V185H82ZM94 184V183H93ZM102 184H103V182H102ZM102 184H100L101 186H102ZM105 184V183H104ZM115 184V185H116ZM185 184V185H186ZM195 184V183H194ZM197 184V183H196ZM250 184H252V183H250ZM256 184V183H255ZM106 185V184H105ZM187 185H189V184H187ZM192 185V184H191ZM209 185V184H208ZM214 186H215V183L213 184ZM240 185V184H239ZM246 185V184H245ZM256 185V187L258 188V186ZM210 186V185H209ZM212 186V185H211ZM253 186H254V183H253ZM84 187V186H83ZM94 187V186H93ZM92 187V188H93ZM217 187H218V185H217ZM238 187V186H237ZM244 187V186H243ZM249 187H250V185H249ZM255 187V188H256ZM182 189H183V187H181ZM185 188V187H184ZM235 188V187H234ZM241 188V187H240ZM264 189V187H260V190L261 189ZM177 189H179V188H177ZM191 189V188H190ZM243 189V188H242ZM254 189V188H253ZM90 190V189H89ZM95 190H96V188H95ZM189 190V189H188ZM187 190V191H188ZM221 190V189H220ZM220 190H218V188H217V192L218 191H220ZM234 190V189H233ZM236 190V189H235ZM257 190V189H256ZM256 190H254V192H256ZM79 191H82L83 192V190L82 189H79ZM92 191V190H91ZM136 191L139 193V194H136ZM182 191V190H181ZM216 191V190H215ZM81 192V193H82ZM191 192V191H190ZM194 192V191H193ZM199 192V191H198ZM239 192V191H238ZM241 192V191H240ZM249 192V191H248ZM86 193V192H85ZM89 193V192H88ZM95 193V192H94ZM98 193V192H97ZM189 193V192H188ZM187 193V194H188ZM200 193V192H199ZM222 193H223V190H222ZM235 193V192H234ZM233 193V194H234ZM83 194L84 193H82V197H83ZM96 194V193H95ZM100 194V193H99ZM103 194V193H102ZM101 194V195H102ZM113 194V193H112ZM183 194V193H182ZM237 194V193H236ZM241 194V193H240ZM239 194V195H240ZM252 194H253V192H252ZM264 194V193H263ZM97 195V194H96ZM175 195H177V194H175ZM202 195H203V192H202ZM206 195V194H205ZM238 195V194H237ZM237 195H236V197H237ZM242 195V194H241ZM248 195V194H247ZM75 196V195H74ZM95 196V195H94ZM207 196V195H206ZM260 196V195H259ZM85 197V196H84ZM159 197V199H160V207H159V211L157 212L158 213V215H157V218H156V216H154L153 214H152V205L155 203H153V200L154 199H156V198H158ZM183 197V199H184V197L185 196H182ZM181 197V198H182ZM241 197V196H240ZM239 196L237 197V198H239V199H241L242 200V198H240ZM252 197V196H251ZM257 197V196H256ZM260 197H262V196H260ZM259 197V198H260ZM76 198V197H75ZM237 198H236V202H237ZM79 199H81V198H79ZM86 199H87V197H86ZM95 200L97 199V198H94ZM182 199V200H183ZM186 200H187V197L185 198ZM210 199V198H209ZM212 199V198H211ZM261 199V198H260ZM82 200V199H81ZM81 200H80V202H81ZM101 200V199H100ZM191 200V199H190ZM205 200V199H204ZM244 200H245V198H244ZM252 200V199H251ZM257 200H259V199H257ZM68 201V200H67ZM85 201V200H84ZM187 201H189V200H187ZM202 201V200H201ZM217 201V200H216ZM215 201V202H216ZM256 201V200H255ZM261 201V200H260ZM78 202V201H77ZM182 202V201H181ZM259 202V201H258ZM257 202V203H258ZM67 203V202H66ZM82 203H83V200H82ZM159 203V202H158ZM205 203H206V200H205ZM243 204H244V202H242ZM241 203V204H242ZM262 203V202H261ZM75 204V203H74ZM78 204H79V202H78ZM87 204V203H86ZM179 204V203H178ZM184 204H185V201H184ZM188 204V203H187ZM202 204V203H201ZM69 205V204H68ZM76 205V204H75ZM81 205V204H80ZM82 205H84V204H82ZM96 205V204H95ZM102 205V204H101ZM214 205H216L215 203H214ZM254 205V204H253ZM70 206V205H69ZM74 206V205H73ZM103 206V205H102ZM177 206V205H176ZM183 206V205H182ZM71 207V206H70ZM87 207V206H86ZM104 207V206H103ZM106 207V206H105ZM138 207H139V209H138ZM177 207H179V206H177ZM180 207H181V204H180ZM211 207V206H210ZM216 207V206H215ZM231 207H232V205H231ZM234 207V206H233ZM241 208L240 209H242L243 207L242 206H240ZM264 207V206H263ZM78 208H79V205H78ZM95 208H97V207H95ZM102 208V207H101ZM188 208V207H187ZM257 208L258 207H256V206H254V207H251L250 205L249 206H246L245 207V210H244V212H243V214H245V216L247 215V218H246V220L244 221L243 220V218H241V216L240 217H238V218H241V220H240V222L242 221L243 222V224L242 225H240V224H237V225H240L241 226V228H239L238 230H234L235 231V233H234V235L233 234H231L232 235V237H231V242H230V249H228L227 248V251L225 252V250H224V252L223 251H221V253L223 252L224 254H223V256L221 257V259H220V262H219V264H239V263H241V264H261L260 262H261V260L264 258V245H260V247H259V244H257V242H256V244H254L253 246H251L252 245V243H251V245L249 246L250 247V249H251V253H247V258H246V256H245V253H244V258H245V260H244V262H236L237 260H239V257H238V252L241 250V251H244L243 249L245 248V247H247L248 245H249V243H247V240L248 239H250L251 237H249V234H250V236H251V227L249 226L248 227V221H250L249 220V217L250 216H252V214L257 210ZM86 209V208H85ZM92 209V208H91ZM91 209H90V211H91ZM104 209V208H103ZM177 209V208H176ZM184 209V208H183ZM232 209V208H231ZM234 209V208H233ZM95 209H93L92 211H94ZM235 210V209H234ZM238 210V209H237ZM81 211V210H80ZM105 211V210H104ZM173 211H174V209H173ZM243 211V210H242ZM262 211H263V209H262ZM88 212V211H87ZM97 212V211H96ZM155 212V211H154ZM213 212V211H212ZM239 212H241V210L239 211ZM100 213V212H99ZM156 213V214H157ZM173 213V212H172ZM177 213H180V212H177ZM261 213V212H260ZM263 213H264V211H263ZM98 214V213H97ZM214 214H215V212H214ZM225 214V213H224ZM90 215V214H89ZM125 215V214H124ZM227 215V214H226ZM257 215H260V214H257ZM261 215H263L262 213H261ZM144 216H146V217H149L150 218V228H152L153 230H155L156 232H161V244H160V248H158V249H156L155 248V239H154V237H151V238H149L150 239V241H148L145 245H144V222H143V220L145 219V218H143ZM180 216V215H179ZM232 216V215H231ZM104 217V216H103ZM140 217V218H139ZM166 217H168V216H166ZM213 217H216L215 215L213 216ZM226 217H228V215L226 216ZM255 217V216H254ZM260 217V216H259ZM259 217H257V218H259ZM75 218V217H74ZM91 218V217H90ZM93 218V217H92ZM97 218V217H96ZM99 218V217H98ZM232 218H233V216H232ZM237 218V219H238ZM261 218H262V216H261ZM264 218V217H263ZM73 219V218H72ZM72 219H70L69 218V220H72ZM167 219V218H166ZM179 219H180V217H179ZM179 219H178V221H179ZM184 219V218H183ZM212 219H214L215 220V218H212ZM217 219V218H216ZM251 219H252V217H251ZM90 220V219H89ZM228 220V219H227ZM235 220V218L233 219V221ZM261 220H264V219H261ZM146 221V220H145ZM217 221V220H216ZM221 221V220H220ZM225 221V220H224ZM237 221V220H236ZM252 221V220H251ZM177 222V221H176ZM229 222H231V220L229 221ZM253 222V221H252ZM255 222V221H254ZM263 222V221H262ZM66 223H68V222H66ZM70 223V222H69ZM71 223H72V221H71ZM70 223V224H71ZM89 223V222H88ZM92 223H94V222H92ZM92 223L90 224V225H92ZM147 223V222H146ZM214 223H215V221H214ZM226 223V222H225ZM238 223V222H237ZM256 223L257 222H255V227H256ZM125 224V223H124ZM169 224V223H168ZM171 224H172V221H171ZM258 224V223H257ZM97 225V224H96ZM214 225V224H213ZM216 225V224H215ZM214 225V226H215ZM220 225V224H219ZM218 225V226H219ZM264 225V224H263ZM87 226V225H86ZM213 226V227H214ZM231 226V225H230ZM229 226V227H230ZM233 226V225H232ZM251 226H253V224L251 225ZM261 226V225H260ZM105 227V226H104ZM147 227H149V226H147ZM236 227V226H235ZM87 228V227H86ZM214 228H216V227H214ZM237 228V227H236ZM257 228H259L258 226H257ZM256 228V229H257ZM261 228V227H260ZM105 229V228H104ZM207 229H211V228H207ZM217 230H218V228H216ZM216 229H215V231H216ZM255 229V228H254ZM264 229V228H263ZM99 230V229H98ZM102 230V229H101ZM106 230V229H105ZM163 230V229H162ZM262 230V229H261ZM80 231V230H79ZM96 231V230H95ZM94 231V232H95ZM152 231V230H151ZM220 232H221V229L219 230ZM258 231V230H257ZM81 232V231H80ZM147 232V231H146ZM154 232V231H153ZM218 232V231H217ZM216 232V233H217ZM228 232V231H227ZM261 232H264V230L263 231H261ZM82 233V232H81ZM212 233V232H211ZM222 233H224L223 231H222ZM257 233V232H256ZM259 233V232H258ZM258 233H257V235H258ZM102 234H104V232L102 233ZM206 234V233H205ZM228 234V233H227ZM255 234V233H254ZM96 235V234H95ZM107 235V234H106ZM153 235V234H152ZM157 235H159L158 233H157ZM255 236V240H260L261 242H263V244H264V236ZM88 236V235H87ZM218 236H220L219 235V233H218ZM82 237V236H81ZM90 237V236H89ZM208 237V236H207ZM214 237H216V235L214 236ZM220 237H222V236H220ZM220 237H219V239H220ZM228 237H230V235L228 236ZM84 238H86V237H84ZM90 238H92V237H90ZM93 238H94V236H93ZM92 238V239H93ZM98 238H99V236H98ZM98 238H96L95 237V239H98ZM107 238V237H106ZM76 239H77V237H76ZM214 240H216L215 238H213ZM217 239H218V237H217ZM218 239V241L217 242H220L221 241V239L219 240ZM222 239H223V237H222ZM85 240V239H84ZM107 240V239H106ZM109 240V239H108ZM207 240H208V238H207ZM212 241V239H210L209 238V240L207 241V242H209V241ZM93 241V240H92ZM110 241H111V239H110ZM109 241V242H110ZM120 240H118V242H119ZM223 241L225 242L226 241V238H225V240L223 239ZM96 241L94 240V243H95ZM206 242V243H207ZM214 242V241H213ZM213 242H211L214 246H213V248H215V249H217V247H221L219 244H218V246L217 245H215V243H213ZM217 242H216V244H217ZM229 242V241H228ZM79 243V242H78ZM103 243V242H102ZM101 243V244H102ZM111 243H113V242H111ZM220 243H222V241L220 242ZM97 244H98V241H97ZM100 244V245H101ZM197 244H199L198 246H197ZM202 244H203V242H202ZM201 244V245H202ZM100 245H99V248H100ZM108 245V244H107ZM204 246H206L205 244H203ZM207 245H209L208 243H207ZM223 245V244H222ZM227 245V244H226ZM229 245V244H228ZM95 246V245H94ZM102 246H104L103 244H102ZM110 246V245H109ZM159 246V245H158ZM216 246V247H215ZM95 247H97V246H95ZM118 247V246H117ZM126 247H127V245L125 244V243H123V241H121V244L119 245V249H121L122 248V250H124L125 251V249H126ZM203 246H201V248H202ZM207 247V246H206ZM210 248L212 247V246H209ZM223 248H224V246H222ZM221 247V248H222ZM103 248V247H102ZM112 248V247H111ZM220 248V249H221ZM223 248H222V250H223ZM92 249H93V247H92ZM118 249V248H117ZM204 249V248H203ZM206 249V248H205ZM102 250V249H101ZM210 250H212V249H210ZM214 250V249H213ZM212 250V251H213ZM218 250V249H217ZM216 250V251H217ZM91 251V250H90ZM98 251V250H97ZM108 251H111V249L110 250H108ZM119 251H121V250H119ZM119 251H118V253H119ZM201 251V250H200ZM240 251V252H241ZM245 251H246V249H245ZM104 252V251H103ZM102 252V253H103ZM218 253H220L219 251H217ZM56 253V252H55ZM90 253V252H89ZM95 252H93V254H94ZM98 253H99V251H98ZM105 253V252H104ZM107 253H110V252H107ZM126 253V252H125ZM214 253H216L215 251H214ZM121 254V253H120ZM119 254V255H120ZM200 254H202V256L203 257H206V256H204V255H207V252L205 253L204 252V255H203V250H202V253H200ZM199 254V255H200ZM211 254H213V253H211ZM211 254H209V255H207V257L206 258H208V260H206V262L204 263V262H200L201 264H210V261L211 260H209L210 259V257H211ZM243 254V253H242ZM88 255V254H87ZM91 255V254H90ZM89 255V256H90ZM95 255H98V254H94V255H92V257H91V259L90 260H92L91 262H90V264H96V257H95ZM104 255H106V254H104ZM108 255V254H107ZM118 255V254H117ZM215 255V254H214ZM216 255H217V253H216ZM222 255V254H221ZM75 256H76V254H75ZM102 256V255H101ZM121 256V255H120ZM235 256H237L238 258H237V260H233L234 258H235ZM98 257H99V255H98ZM103 257V256H102ZM113 257V256H112ZM241 257V256H240ZM102 259V258H101ZM119 259V258H118ZM200 259H202V258H200ZM213 259V258H212ZM99 260V259H98ZM120 260V259H119ZM153 260H155V259H153ZM240 260L242 261L243 260V258H240ZM101 261V260H100ZM112 261H116V260H114V258H113V260ZM53 262V261H52ZM88 262H89V260H88ZM120 262V261H119ZM122 262V261H121ZM55 263V262H54ZM115 263V262H114ZM158 263H159V261H158ZM48 264H50V262L48 263ZM88 264V263H87ZM98 264V263H97ZM102 264V263H101ZM119 264V263H118ZM199 264V263H198Z\"/></svg>",
	"mask_w": 264,
	"mask_h": 264
}]
</instances>
